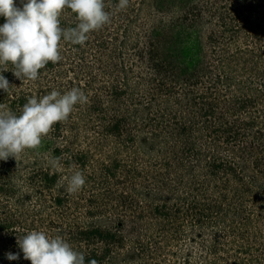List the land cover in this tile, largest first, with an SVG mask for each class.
Instances as JSON below:
<instances>
[{
    "label": "trees",
    "instance_id": "1",
    "mask_svg": "<svg viewBox=\"0 0 264 264\" xmlns=\"http://www.w3.org/2000/svg\"><path fill=\"white\" fill-rule=\"evenodd\" d=\"M118 2L38 80L3 73L14 86L0 104L16 114L53 89L88 102L0 161V264H31L16 243L31 230L86 264H264V0ZM60 20L76 23L67 9ZM73 170L86 185L69 195Z\"/></svg>",
    "mask_w": 264,
    "mask_h": 264
},
{
    "label": "clouds",
    "instance_id": "2",
    "mask_svg": "<svg viewBox=\"0 0 264 264\" xmlns=\"http://www.w3.org/2000/svg\"><path fill=\"white\" fill-rule=\"evenodd\" d=\"M130 0H119L113 7L122 11ZM105 0H0V90L8 93L10 85L4 72L11 71L21 80L36 81L40 70L51 62L63 59L61 41L83 46L89 34L111 23L112 12L106 10ZM76 17L74 26L62 27L60 17L65 10ZM11 65V67H9ZM88 102V96L79 87L63 93L53 89L48 94L27 99L19 114L0 104V161H8L28 149L41 147L57 123L67 122L77 105ZM63 157H50L53 169L63 167ZM86 185L81 170H73L66 177V192L75 195ZM17 246L23 259L31 264H86L85 255L75 250L61 235L50 236L41 230L27 231L17 236ZM20 252H7L8 260H18ZM87 264H98L91 259Z\"/></svg>",
    "mask_w": 264,
    "mask_h": 264
}]
</instances>
